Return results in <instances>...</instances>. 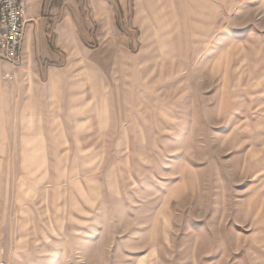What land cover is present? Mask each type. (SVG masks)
I'll use <instances>...</instances> for the list:
<instances>
[{"label": "rangeland", "instance_id": "rangeland-1", "mask_svg": "<svg viewBox=\"0 0 264 264\" xmlns=\"http://www.w3.org/2000/svg\"><path fill=\"white\" fill-rule=\"evenodd\" d=\"M110 4L0 60V261L264 264V0Z\"/></svg>", "mask_w": 264, "mask_h": 264}, {"label": "crops", "instance_id": "crops-1", "mask_svg": "<svg viewBox=\"0 0 264 264\" xmlns=\"http://www.w3.org/2000/svg\"><path fill=\"white\" fill-rule=\"evenodd\" d=\"M24 1L26 4V24L22 62L25 58L24 55L29 57L31 54L35 58L38 57L40 64L52 66L63 60L62 50L65 51L64 47L70 49L72 48L71 45L74 46V42L71 44V37L73 29L76 28L74 15H77L78 11H91L92 16L97 12L104 16L106 21H109L112 12L111 0ZM137 20L138 18L135 17L134 24Z\"/></svg>", "mask_w": 264, "mask_h": 264}, {"label": "built area", "instance_id": "built-area-1", "mask_svg": "<svg viewBox=\"0 0 264 264\" xmlns=\"http://www.w3.org/2000/svg\"><path fill=\"white\" fill-rule=\"evenodd\" d=\"M25 24L24 0H0V59L13 67L22 63ZM0 264L6 263L0 261Z\"/></svg>", "mask_w": 264, "mask_h": 264}]
</instances>
